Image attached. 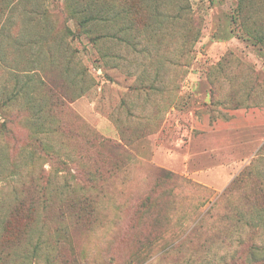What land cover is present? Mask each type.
Segmentation results:
<instances>
[{
  "label": "rangeland",
  "instance_id": "1",
  "mask_svg": "<svg viewBox=\"0 0 264 264\" xmlns=\"http://www.w3.org/2000/svg\"><path fill=\"white\" fill-rule=\"evenodd\" d=\"M66 1L8 0L0 12V120L9 121L0 139V202L12 194L22 157L38 148L29 114L49 82L64 91L59 118L69 131L55 142L65 146L52 162L56 180L93 191L99 210L91 224L66 220L68 231H55L59 223L52 222L49 235L31 240L9 264L264 258V47L245 29L264 25V0H176L181 6L165 16L147 10V0H132L139 19L128 42L81 34ZM108 9L103 27L125 29V13ZM42 164L53 169L41 159L37 172ZM89 167L101 174L95 189L80 175L71 177ZM237 212L239 223L231 217ZM190 232L184 258L166 251ZM5 240L3 233L0 243ZM37 241L44 247L38 260L32 256Z\"/></svg>",
  "mask_w": 264,
  "mask_h": 264
},
{
  "label": "trees",
  "instance_id": "2",
  "mask_svg": "<svg viewBox=\"0 0 264 264\" xmlns=\"http://www.w3.org/2000/svg\"><path fill=\"white\" fill-rule=\"evenodd\" d=\"M131 1L132 0H86L85 2H80L79 0H68L66 1V10L70 18L78 21L81 34H90L91 38L95 41L106 36H113L128 42L131 36L135 37L133 35V29H135L136 21L139 19V13L133 10L130 4ZM147 1V10H149L150 6H153L156 12L163 14V16L166 15L165 10L171 7L181 6V3L176 0ZM7 3L8 0H0V12H3L5 8H7ZM108 8H120V10L125 13V29L110 31L103 27L102 24H105L104 22H106L107 15L109 14ZM94 27L96 30L100 31L95 32L93 29ZM67 29L69 32L72 31L70 27H67ZM245 29L251 37L257 39L264 47L263 24H261L259 28L255 25V27L247 26ZM189 34L190 33L186 31L183 39L187 38ZM198 36L199 35H196L194 37L193 43H195ZM158 40L161 41V39ZM166 49H168V47ZM188 51L190 52V49H188ZM45 86L48 89L43 91V100L37 109L38 111H32V113L29 114L31 116V135L34 141L38 143V148L31 152L30 158L22 157V163L19 165L20 170L17 172L12 194L10 195L7 193L8 197L0 202V204H11L6 207L0 206L6 210L1 211L3 213L2 218H5V223L3 230L0 232V236L5 233L6 238L3 243H0V262L4 264L12 262L15 256L21 257V252L27 249L26 245H29L31 240L36 238L40 241L44 235H49L53 231V227L50 225L52 222L59 223V225L54 228L55 231L66 230L64 229L66 225L64 222L68 219L74 220L79 225L83 223L91 224V221L96 218L95 215L99 210L97 207L99 202L98 195L93 191H90L85 186H81L78 181L71 184L66 183L65 188L63 185H59L56 180L57 170L54 169L52 162H57L61 159L65 152V146L62 144L57 145L55 142L57 138L63 136L62 133L64 130L68 131V122L66 119L63 116L59 118V108L64 109L66 106L65 100L63 99L65 95L64 91L61 88L59 89L58 85H52L48 82ZM54 86H56L57 89ZM150 88H152V86ZM8 123L9 121L7 118L0 120V139H4L9 133ZM85 141L89 143L88 139H85ZM91 145L92 144H90V146ZM262 149H264V145L260 148V150ZM68 152L69 155L75 156L72 150ZM96 152L102 153L99 150ZM41 159H48L53 169L46 171L42 164L40 166L41 170L37 172L35 169L36 166L39 165ZM97 173V170L93 167H89V169L79 172V174L71 173V177L76 181V178L80 175V180L91 182L90 187L95 189V181L101 176L100 174L98 177ZM242 175H244V172L234 178L222 195L230 193L233 187L242 180ZM30 182L34 183L31 188L28 185ZM38 183H40V186L37 187L35 184ZM260 191L263 194L264 200V188H261ZM8 199L9 202H7ZM251 199L255 200L254 198H249V200ZM262 204H264V201ZM254 207L256 208V206ZM142 210H145L144 207L139 209L140 214H143ZM241 214V212H237L235 215H231V217H235V223H237V221L239 223L242 220L243 217H241ZM41 217L49 223L41 221ZM247 224H249V221ZM196 227L193 228L192 231H194ZM66 231H68V228ZM191 234L190 232L186 237L179 238L175 240V242L170 243L168 248H165L166 251H177L181 253V257L184 258L186 256L185 248L187 246L185 243L190 238ZM38 241L33 245L34 248L32 251V256L36 257L37 260L42 256V252L44 251V247H42ZM248 241H251V238ZM242 243L245 244V242ZM257 249H259L258 246ZM20 260L22 261L24 258ZM254 261L255 262L252 264H264V258H259ZM48 262L52 264L50 258ZM229 264H246V261L241 257L238 260L231 261Z\"/></svg>",
  "mask_w": 264,
  "mask_h": 264
}]
</instances>
